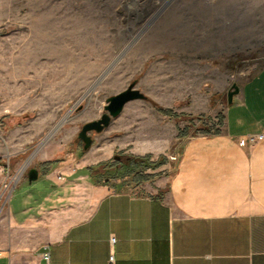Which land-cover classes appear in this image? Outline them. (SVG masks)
<instances>
[{
    "label": "rangeland",
    "instance_id": "1",
    "mask_svg": "<svg viewBox=\"0 0 264 264\" xmlns=\"http://www.w3.org/2000/svg\"><path fill=\"white\" fill-rule=\"evenodd\" d=\"M174 1L0 0V224L30 168L82 165L97 178L135 182L146 164L155 171L175 162L186 135L218 130L232 84L264 67V5L191 24L181 6L171 12ZM130 83L144 99L90 133L83 150L81 125ZM136 129L174 135L173 145L134 155ZM126 158L138 167L124 169ZM31 183L48 188L40 178Z\"/></svg>",
    "mask_w": 264,
    "mask_h": 264
},
{
    "label": "crops",
    "instance_id": "2",
    "mask_svg": "<svg viewBox=\"0 0 264 264\" xmlns=\"http://www.w3.org/2000/svg\"><path fill=\"white\" fill-rule=\"evenodd\" d=\"M255 4L264 0H177L171 12L181 6L186 22L218 24ZM225 107L217 131L186 135L175 162L146 164L135 182L44 164L34 167L40 189L26 172L28 187L0 224V264H110L111 255L113 264H264V67ZM134 137L130 152L140 156L174 142L139 129Z\"/></svg>",
    "mask_w": 264,
    "mask_h": 264
},
{
    "label": "water",
    "instance_id": "3",
    "mask_svg": "<svg viewBox=\"0 0 264 264\" xmlns=\"http://www.w3.org/2000/svg\"><path fill=\"white\" fill-rule=\"evenodd\" d=\"M110 69V67L108 68ZM108 71V70H106ZM238 92V87L235 84H232L230 90L227 94V104H231L232 97ZM144 99L143 94L135 88L134 83L128 84V86L113 96L106 98V105L103 108V114L99 119L86 122L82 124L80 131L77 134V138L82 143L83 150H87L92 143L90 133H101L105 128L108 127V124L112 119L118 117L122 112L124 106L134 100ZM27 180L28 182L35 181L38 177V171L35 168H30L27 170Z\"/></svg>",
    "mask_w": 264,
    "mask_h": 264
},
{
    "label": "built area",
    "instance_id": "4",
    "mask_svg": "<svg viewBox=\"0 0 264 264\" xmlns=\"http://www.w3.org/2000/svg\"><path fill=\"white\" fill-rule=\"evenodd\" d=\"M240 142H242V141H240ZM113 241H114V238H111V240H110L111 244L114 243ZM46 256H44L43 258H45L47 260L48 258ZM108 261H109L110 264H113L114 259H113V256L112 255L110 256V258H109Z\"/></svg>",
    "mask_w": 264,
    "mask_h": 264
},
{
    "label": "trees",
    "instance_id": "5",
    "mask_svg": "<svg viewBox=\"0 0 264 264\" xmlns=\"http://www.w3.org/2000/svg\"><path fill=\"white\" fill-rule=\"evenodd\" d=\"M127 159H128V158H126V160H127ZM139 163L143 165V161H140ZM128 164H129V163H128ZM124 165H125V164H124ZM144 165H145V164H144ZM104 169H105V168H104ZM104 169H102L101 172H104ZM90 173L94 176L95 171L92 170V169H90ZM100 175H102V174H100ZM94 177H95V176H94ZM96 179L101 180L102 178H99V177L97 178V177H96Z\"/></svg>",
    "mask_w": 264,
    "mask_h": 264
},
{
    "label": "bare ground",
    "instance_id": "6",
    "mask_svg": "<svg viewBox=\"0 0 264 264\" xmlns=\"http://www.w3.org/2000/svg\"><path fill=\"white\" fill-rule=\"evenodd\" d=\"M38 40V39H37ZM52 44V43H51ZM51 71V70H50ZM52 71H53V69H52ZM25 166V165H24ZM24 166H22L23 168L22 169H24Z\"/></svg>",
    "mask_w": 264,
    "mask_h": 264
}]
</instances>
